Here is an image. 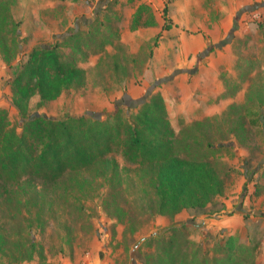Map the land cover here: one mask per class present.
Returning a JSON list of instances; mask_svg holds the SVG:
<instances>
[{
    "label": "rangeland",
    "instance_id": "obj_1",
    "mask_svg": "<svg viewBox=\"0 0 264 264\" xmlns=\"http://www.w3.org/2000/svg\"><path fill=\"white\" fill-rule=\"evenodd\" d=\"M13 1L20 45L11 65L0 54V108L14 125L22 123L12 105L17 71L34 47L58 45L65 60L85 70V79L46 104L33 96L31 116L115 121L117 112L137 113L139 103L160 92L176 132L215 117L214 138L230 137L235 154L223 150L218 156L237 172L207 213L161 214L154 186L141 182L135 164L115 147L111 155L127 166L123 175L46 207L45 225L32 229L34 257L24 259L7 247L0 264L153 263L157 246L147 240L171 235V228L183 224L189 225L184 236L202 241L209 256L220 255L226 264H264V0ZM142 3L150 12H143L134 29ZM166 23L171 26L164 28ZM232 128L236 134H229ZM221 216L228 222H217ZM228 237L239 247L230 260L220 250ZM189 259L198 260L192 254Z\"/></svg>",
    "mask_w": 264,
    "mask_h": 264
},
{
    "label": "trees",
    "instance_id": "obj_2",
    "mask_svg": "<svg viewBox=\"0 0 264 264\" xmlns=\"http://www.w3.org/2000/svg\"><path fill=\"white\" fill-rule=\"evenodd\" d=\"M13 2L0 0V54L8 65L20 45V21L14 18ZM146 10L150 12L147 4L139 5L134 29ZM163 26L169 28L171 23ZM84 79L85 70L77 62L65 60L54 45L34 47L12 81V105L22 123L18 128L7 109L0 108V251L10 247L24 259H32L37 248L32 229L45 225L46 207L52 209L88 185L100 182L109 186L123 175L127 166L111 155L115 147L135 164L139 180L154 186L155 209L161 214L173 216L184 209L207 213L237 172L227 157L218 156L224 150L231 157L234 146L230 137L214 138L215 117L194 121L176 132L160 92L139 103L137 113L124 116L117 112L115 121L30 115L33 96L46 104ZM236 133V128L229 131ZM9 223L12 229L7 228ZM188 227L183 224L171 228V235L162 232L149 238L148 245L155 242L157 251L153 263L146 264H191V254L195 259L201 256L196 264H226L220 255L209 256L202 241L185 237L182 230ZM236 249L235 237H228L220 250L230 260Z\"/></svg>",
    "mask_w": 264,
    "mask_h": 264
},
{
    "label": "crops",
    "instance_id": "obj_3",
    "mask_svg": "<svg viewBox=\"0 0 264 264\" xmlns=\"http://www.w3.org/2000/svg\"><path fill=\"white\" fill-rule=\"evenodd\" d=\"M230 206V204L228 205V207ZM226 210V208H224L222 211ZM228 211H230V209H228ZM223 216V215H222ZM220 219H218L217 222H223V221H227L228 222V219H225L224 217H222ZM239 218H241V220H244L243 216H239ZM244 222V221H243ZM228 226V225H227Z\"/></svg>",
    "mask_w": 264,
    "mask_h": 264
}]
</instances>
